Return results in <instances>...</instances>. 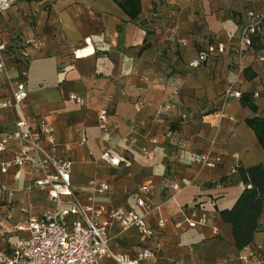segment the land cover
I'll use <instances>...</instances> for the list:
<instances>
[{"label":"crops","instance_id":"crops-1","mask_svg":"<svg viewBox=\"0 0 264 264\" xmlns=\"http://www.w3.org/2000/svg\"><path fill=\"white\" fill-rule=\"evenodd\" d=\"M261 7V0H140V14L132 20L113 0H14L0 17L11 53L34 40L44 43L26 48L28 67L18 65L11 74H27L28 97L21 109H0V135L13 133L20 119H46L56 144L70 146L74 196L84 199L89 181L105 183L109 190L96 195L95 204L107 209L141 214L136 198L153 181L145 200L159 211L146 224L156 238L144 241L135 230L113 226L111 255L102 264H115V254L134 258L148 246L154 256L141 264H244L241 256L264 249V207L253 241L243 250L219 216L243 190L239 169L264 166V136L258 138L249 124L264 122V33L251 47L239 44L240 30L249 23L246 12ZM216 44L225 47L223 54L189 66ZM7 65L13 66L11 58ZM230 86L240 98L225 95ZM100 110L109 114L107 146L119 158L117 167L100 159ZM167 131L172 138L165 137ZM150 138L158 143L147 159L141 149L150 147ZM16 148L10 143L0 158L7 160ZM206 151L222 158L214 169L193 163L195 154ZM27 178V171L19 184L12 173L0 176V183L19 192L17 212L25 206ZM31 202L36 214L46 206L40 192L31 194ZM193 213L208 216L212 226L188 228ZM158 219L165 221L162 229ZM245 264H258L257 257Z\"/></svg>","mask_w":264,"mask_h":264},{"label":"built area","instance_id":"built-area-1","mask_svg":"<svg viewBox=\"0 0 264 264\" xmlns=\"http://www.w3.org/2000/svg\"><path fill=\"white\" fill-rule=\"evenodd\" d=\"M260 9L246 12L248 25L240 30L239 44L251 47L253 38L264 33V0ZM14 0H0V17L10 10ZM44 46L40 40L28 43L26 48ZM26 48H18L10 52V44L4 36L3 25L0 22V79L4 86L0 87V109H21L28 97L27 74L20 72L12 79L11 74L18 65L28 67L30 57ZM222 44L209 45L198 53L197 58L189 64L191 68L200 67L214 54H223ZM74 57H77L74 54ZM8 58L13 66L7 65ZM225 95L240 98L241 94L230 86ZM79 105L85 104L83 98L70 95ZM224 118L223 111L219 113ZM98 139L103 149L100 159L110 167H117L119 158L107 146L111 138L109 114L107 110L96 113ZM173 133L167 131L166 138H172ZM16 143L17 148L11 151L7 160L0 158V176L12 173L14 184H19L22 172L27 171V182L22 188L25 206L19 209L20 222L14 223L15 211L18 208V190L5 183H0V264H102L110 256L108 243L109 229L117 226L120 231L135 230L144 240L156 238V232L148 227L146 218L159 211L145 200L153 181L147 180L140 187V195L136 198V206L141 214L126 212L122 209H107L95 204V196L109 190L105 183L89 181V192L84 199L74 196L71 188L72 161L68 155L69 145H57L54 139V128L46 119L35 121L20 119L15 124L13 133L0 135V156L9 150L10 143ZM150 147L142 148L141 152L147 159H152L158 143L156 138L149 139ZM65 155H58L59 150ZM222 158L214 156L211 151L195 154L193 163L200 169H214ZM178 190L177 186H172ZM217 188H221L217 185ZM40 192L45 196L46 206L39 213H34L31 194ZM188 228L211 227L212 221L205 214H191L186 220ZM165 226L163 219H158L157 228ZM217 234V230L213 229ZM16 235L12 241L5 242L9 235ZM154 249L150 246L141 249L134 257L125 254H115L112 258L115 264H141L153 258ZM254 256L257 263H264V249L255 255L252 251L241 256L239 261L247 263Z\"/></svg>","mask_w":264,"mask_h":264},{"label":"trees","instance_id":"trees-1","mask_svg":"<svg viewBox=\"0 0 264 264\" xmlns=\"http://www.w3.org/2000/svg\"><path fill=\"white\" fill-rule=\"evenodd\" d=\"M132 20L140 14V0H113ZM253 111L255 108L249 105ZM258 138L264 136V122L249 121ZM256 125V126H254ZM262 140V139H261ZM243 190L234 205L219 213L224 224L231 227L234 245L238 250L248 247L258 229V220L264 207V166L239 169Z\"/></svg>","mask_w":264,"mask_h":264},{"label":"rangeland","instance_id":"rangeland-1","mask_svg":"<svg viewBox=\"0 0 264 264\" xmlns=\"http://www.w3.org/2000/svg\"><path fill=\"white\" fill-rule=\"evenodd\" d=\"M18 211H19V210H18ZM34 211H35V210H34ZM18 213H19V212H17V210H16V211H15V216H16V218H15V220H14V223H16V222H20V221H21V219L18 218ZM15 237H16V235L11 234V235H9L8 237H6L5 242L8 243V241H12L13 238H15Z\"/></svg>","mask_w":264,"mask_h":264}]
</instances>
